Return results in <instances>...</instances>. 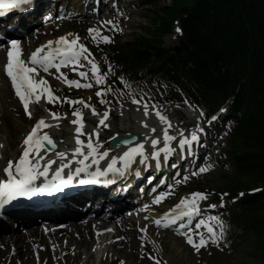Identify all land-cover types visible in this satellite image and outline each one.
I'll list each match as a JSON object with an SVG mask.
<instances>
[{
	"label": "rangeland",
	"instance_id": "374dc122",
	"mask_svg": "<svg viewBox=\"0 0 264 264\" xmlns=\"http://www.w3.org/2000/svg\"><path fill=\"white\" fill-rule=\"evenodd\" d=\"M71 1L73 3V1L77 2L78 0ZM79 1L77 5L80 3L81 5L78 6V12L83 18H79L78 20H83V22L77 24L74 23L77 21L71 19L56 20L35 29L22 42V57L24 59L29 60L32 50L38 46L46 45L47 41L55 42L58 37L71 34L69 38L78 36L79 43L84 44L88 50L86 54L88 55V59L94 61L105 72L104 70L106 68L109 69V65H111L106 59L107 55L109 56L111 53L109 49L106 50V53H100L92 45L93 41H97V44L101 45L100 35L103 31V22L115 20L118 26H120L119 37L115 38L112 44V46L115 45L116 48H119V46L126 42H132L138 37L146 35L147 28L157 26L155 13L159 14L160 9L169 6L172 2V0H162L150 4H142L141 0H121L120 6L115 10L114 19L108 16L92 21L88 20L87 17L91 6H83L81 8L86 0ZM85 15L86 17H84ZM177 27H179V24L176 21L172 24L169 33L161 34L160 37H157L160 40V44L155 48L156 51L147 49L145 54L153 57L156 53L158 54L161 51L169 52L173 47H177L179 38L181 37V32L177 33L175 31ZM89 28L99 29V32L89 35ZM93 36L96 38L93 39ZM87 42L90 45L89 47L86 45ZM51 47H55V43ZM81 59L82 61H79ZM2 60L3 52L0 50V64ZM77 65H82L81 71L86 72L88 79H74L79 81L81 85L88 83L92 87L63 91L65 93H60L59 96L60 105L52 107L50 104H41L31 109V117L20 114L16 104L6 93L5 86L0 77V170L6 161L13 160L17 155H20L23 147H25L22 142L26 137L27 129L36 118L43 117L45 119V122L50 127L45 128L46 130L41 131V133L49 132L58 139V142L62 144L59 153L67 152L70 158H72L73 150L76 147L75 139L77 136L85 142V146L87 142L91 141L95 145H103L104 147L108 138L127 132H135L141 135L144 139L142 143L145 145H150V140L153 138H159L163 142L161 130L167 127V125L161 123L155 114L156 111L160 112L170 121L172 127L169 130L176 127V130H173L175 131L174 136H178V132H191L193 127L186 126L194 125L199 121V115L194 112V109L184 106L178 99L163 107H155V111L151 103L141 97L132 99L139 101V105H134L128 101V98H125V102H117L105 106V103L100 102L101 99L104 100L105 96L101 95L99 98L95 96L96 92L102 89L100 84H96L95 79L92 77L91 64L81 56L77 61ZM70 66L73 67L74 64L70 63ZM126 69L122 72L125 73ZM119 71L121 73V70L116 67L114 72L110 71L112 73L110 76L119 79ZM64 75L70 76L65 72ZM39 76L45 77L48 86L52 89L55 88L57 92L64 90L62 83L50 73L40 71ZM69 78L71 79V76ZM101 84L103 83L101 82ZM132 91L134 92L135 90ZM116 92L117 90L113 89L108 94L116 98ZM133 92H128V95H131ZM68 101H83V103L69 105ZM85 105H90L91 107H88L87 110ZM145 105H149L147 115H145ZM89 108L95 109L96 114H93ZM76 110H79L82 114V125H73L70 122L74 119L72 112ZM105 111L108 112V116L105 119L108 127L100 124V119L103 117ZM53 112L59 114V120L51 118L50 113ZM223 114H226V110L220 113V115ZM144 124H147V127ZM180 125H184L185 127H181ZM77 126H81L83 134H75ZM152 129L156 131L153 132L151 131ZM218 134L212 140L211 148L205 154L204 164L211 165L209 170L194 176L192 173L186 175L188 177L187 180L184 179L185 176L179 179V182H176L170 189L163 191L170 194L165 196L159 203H153L154 198L148 203L150 204L149 206L152 205L153 207L148 206L145 210L133 211L125 216H121L113 222V225L109 228L111 231L107 229L106 231H96L97 228L104 226H101V221H93L89 218V221H92L90 225H87L84 222L85 220L80 224L75 223V225L81 226L87 232L84 234L87 242L86 245L88 246L84 244V238L80 237L79 233L50 232L52 230L43 227V229L39 228V235L37 231L35 237L30 238L25 230L12 231L7 228L2 233V237L4 238L16 235V233L22 234V236L26 235L29 238L25 236V249L22 245L23 239L20 240L21 248L18 255H16L13 246H6L1 241L0 264H25V257H28L29 264H121V262L123 264H155L156 260L160 264H263L259 252L253 248L251 236H247L243 240H234L230 243L225 241V244L223 243V245L218 246L217 244L209 243L207 246L201 247L197 252L186 243L185 236L180 234L183 232L192 235L195 231H199L207 236L203 227L196 229V223L200 219L207 221L209 217L216 215H208V209L220 210L221 212L219 213L224 215V208L228 207L223 198H221V203L218 205L213 203L214 198L217 196V188L225 185L234 173L225 156L229 148V132L224 130ZM104 151H107L105 147ZM29 154L30 156L31 154L34 155L36 151L32 150V153L30 151ZM193 192H203L207 195L206 199L198 201V216L200 214V218L195 221V224L176 233L169 226L163 227L153 223L155 219L162 217L164 213L168 212V209L172 205L177 204L182 197H187ZM208 205H215V207H208ZM210 223L213 225L214 221ZM86 226L89 229H86ZM189 228L193 232H188ZM34 229L36 228L32 230ZM89 230L91 234H88ZM194 239H197V237L194 236ZM33 241H36L35 245ZM152 257H155V260Z\"/></svg>",
	"mask_w": 264,
	"mask_h": 264
},
{
	"label": "trees",
	"instance_id": "16d2710c",
	"mask_svg": "<svg viewBox=\"0 0 264 264\" xmlns=\"http://www.w3.org/2000/svg\"><path fill=\"white\" fill-rule=\"evenodd\" d=\"M155 20L146 35L111 46L109 59L131 72L158 62L157 72H149L139 87L159 102L175 95L207 116L233 98L235 124L225 156L234 173L214 198L217 202L220 195L230 204L215 216L224 225L219 245L251 236L264 264V0H172ZM175 21L181 27L180 52L159 51L154 59L145 54L156 51L157 37L169 33ZM167 82L173 92L161 93ZM213 226L219 234L215 221Z\"/></svg>",
	"mask_w": 264,
	"mask_h": 264
},
{
	"label": "snow or ice",
	"instance_id": "6c2138e0",
	"mask_svg": "<svg viewBox=\"0 0 264 264\" xmlns=\"http://www.w3.org/2000/svg\"><path fill=\"white\" fill-rule=\"evenodd\" d=\"M34 4V0H0V9H19L23 11L26 7H32ZM3 13L0 12V15ZM107 25H113L115 22L113 20H108L103 22ZM177 33L181 32V29L177 27L175 29ZM94 32H99V29H88L89 35H92ZM71 34H67L65 36H60L56 39L55 42L47 41L46 45L38 46L34 51L31 52L29 60L25 61L22 57V49L20 47V42L15 39H11L8 41V46L6 48V63L4 64L3 71L6 77L10 80L11 87L14 90L15 95L19 98L21 104L23 105L25 114L31 117V112L29 111V103L35 100V102H39L41 99V95L43 94L45 98L49 102H56L58 98L54 97L50 87H47V81L40 77L36 79L35 77L39 76V71L42 68L43 71L47 72L49 66H51L54 60L57 57H60L63 60H66L70 63H77L78 59L83 56L85 60H88L89 64H91V73L92 77L95 79L96 84H101L103 81L104 75L100 73V70L97 64L88 59V55L85 53L88 52L87 48L79 43V37L69 38ZM96 37L93 36V39ZM105 43L110 42V38L107 35L100 37ZM55 43V47H51ZM57 71H59V66L57 65ZM75 70V69H73ZM111 70V69H109ZM63 75V74H61ZM79 75L84 77L86 74L84 72H80ZM65 83L69 86L92 87L91 84L85 83L81 85V83L77 80H68L66 77ZM102 95V90H98L96 92V96L100 97ZM101 103H105L103 99L100 101ZM69 105L75 103H83V101H68ZM133 103H139L137 100H133ZM85 107H91L90 105H85ZM153 110L155 108L153 106ZM221 112L224 111L223 108L220 109ZM93 114L95 113V109H92ZM148 114V107L145 105V115ZM158 119L162 124L167 125V127L161 130L163 137V146L157 147L158 144L161 143L159 138L151 139V146L153 148L151 152V158L155 161L158 157H160L161 153H163V159L167 160L168 156L172 154L174 149L170 146L171 142L176 139V136L170 134L169 129L172 127L170 121L162 115L160 112H155ZM51 118L53 120H59L58 113H50ZM72 115L76 117L70 121L73 125H82L81 120V112L79 110L73 111ZM204 113L201 112V116ZM108 116V112L105 111L103 117L100 119V124H103L104 127H108L105 123V119ZM212 120L217 119L214 115L211 117ZM143 123V122H142ZM147 127V124H144ZM50 127L47 124L43 117L38 119L31 131L27 133L26 137L23 140V145L25 146L20 153L18 159L13 162L12 160H8L6 166L0 170L2 174L6 177L5 179H0V207H3L9 204L11 201L15 200L17 197H31L37 193H48L51 194L55 191L61 190L64 186H67L73 182L74 176H80L81 173H85L86 179H80V184L85 183H95L98 182V178L106 177L109 173H118L120 176H124L125 172L130 168V166L139 158L141 163H144L147 159L144 145L142 143H137L132 147L127 148L126 151L118 158L120 161L119 167H114L116 164L117 158L113 157L112 161L107 164V166L103 169L97 167L95 171H87L89 165L85 163L89 158H92L93 164H98L99 160L104 159L107 156V152L96 151V146L91 142L86 143L87 152L86 154L82 151V148L85 144L84 141L79 139V136L75 139L76 147L73 150L72 159H76L77 155L82 156V159L76 161L79 165L75 168L74 171H68L66 174L62 175V170L68 167V163H62L59 167L55 168L54 173H52L51 180L47 179L49 175V166L54 164L55 162L52 160H48L47 163L43 165H37L36 160L39 157L30 156V151L35 150L39 152L40 148L43 146L44 141H48V143H52L49 136L45 133L43 135H37L38 131L41 128ZM76 133L83 134L81 126H77L75 128ZM151 131L155 132V129ZM203 131L199 124L195 125V130L191 132L190 137H186L183 132H178L179 138V146L184 148L185 146L191 145L193 142L199 139L198 133ZM59 156L63 157L64 153H58ZM159 162H157V168H159ZM172 167H176L175 164ZM211 165H202L197 171H193L192 175H197L198 173H204L209 170ZM140 171L137 170L135 175L137 177L140 176ZM40 177H45L43 183L37 184L36 181ZM185 180L188 179L187 176L184 177ZM151 180V177H149ZM163 182V181H161ZM179 182V181H177ZM170 193L161 192L157 195L153 203H159L165 196ZM207 198L206 193L203 192H193L190 193L187 197H182L175 205V214L170 215L168 212L164 213L162 217L157 218L153 221L158 226L168 227L170 223H174L175 221L181 219V217H192L199 213L198 201L204 200ZM147 207V205H145ZM208 207H215V205H208ZM172 211V210H170ZM211 221H215L216 224L220 227L221 231L218 234L215 230V227L210 223ZM183 227V224H181ZM207 233V236L202 234L199 231H195L194 234L190 235L187 233L181 232V235L185 236V241L188 245H190L195 251H199L201 247L207 246L209 243L219 245V240L223 238V221L218 217H209L206 221L205 219H200L196 223V229L202 228ZM188 232H193L191 228L188 229ZM194 236L197 239H194ZM155 260V257H152ZM123 264V262H121ZM155 264H160L158 260L155 261Z\"/></svg>",
	"mask_w": 264,
	"mask_h": 264
},
{
	"label": "bare ground",
	"instance_id": "6f19581e",
	"mask_svg": "<svg viewBox=\"0 0 264 264\" xmlns=\"http://www.w3.org/2000/svg\"><path fill=\"white\" fill-rule=\"evenodd\" d=\"M68 2H71L72 3V1H68ZM67 10L68 11H70V8H67ZM51 13V12H50ZM66 13V12H65ZM73 13V12H72ZM67 14V13H66ZM68 15V14H67ZM53 46V45H52ZM58 58V57H57ZM55 59L56 61L57 60H59L60 61V59ZM66 61V60H65ZM65 61H60V62H63V63H65ZM59 62V63H60ZM86 100V99H85ZM89 103V102H88ZM188 107V106H187ZM191 109V108H190ZM140 143H142V141H140ZM143 144V143H142ZM144 149H145V146H144ZM118 152H121V151H123V150H117ZM59 153V152H58ZM58 153H55V154H50V155H44L43 156V158H42V165L43 164H45L48 160H53L54 158H57V157H60L59 155H58ZM86 153V152H85ZM162 156L164 155L163 153L161 154ZM189 156H190V154H189ZM18 159V157L17 158H13V162H15L16 160ZM4 162V161H3ZM2 162V163H3ZM7 162V161H6ZM142 164H144V163H142ZM174 163H171V165H173ZM175 164H177V163H175ZM139 160H136L135 161V168L136 167H139ZM152 166H154V162H152ZM168 168H170V165H166ZM166 166H164V168H167ZM115 201H116V199H115ZM149 207H153L152 205L151 206H149ZM155 208V207H154ZM168 213L171 215V213H170V210H168ZM90 220H93V218L92 217H88ZM86 219V221H84V222H86L87 223V225H90V223L92 222V221H89V219ZM191 219H192V217H188L185 221H181V222H177V221H179V220H177V221H175L174 223L176 224V227L177 228H175V231L177 230L178 231V229H180L181 228V224H183V226H184V224H187V225H189L190 224V221H191ZM93 221H101V222H104V223H106L107 221L106 220H98L97 218L96 219H94ZM132 222V221H131ZM133 223V222H132ZM126 224V223H125ZM113 225V223H111L110 224V227H99V228H97V230L96 231H102V230H104V231H106V229L108 230V231H111V229H108V228H111V226ZM126 226V225H125ZM89 227V226H88ZM33 228H36V229H34V230H32ZM33 228H31V229H28V230H26L27 231V235H29V237L30 238H33V237H35V235H36V233H37V231H38V235L40 234L39 233V228H41V229H43L42 227H33ZM86 229H89V228H87V226L85 227ZM183 230V229H182ZM181 230V231H182ZM107 231V232H108ZM58 232H66V234H70V233H79L80 234V237L82 236L83 238H84V244L86 245L87 244V242H86V238H85V234L84 233H87V232H85L84 230H83V228L81 227V226H79V225H68V226H66V228L64 229V230H62V231H58ZM55 234V233H54ZM88 234H91L90 233V230H89V232H88ZM26 236V235H25ZM24 235L22 236V234H18V233H16V235H13V236H10V237H6V238H4V237H2V233H0V242L1 241H3V243H5V245L7 246V245H11V246H13V248H14V250L16 251V255H18V253H20V248H21V245H20V240L21 239H23V248L25 249L26 248V244H25V239H26V237H28V236H26L25 237ZM28 237V238H29ZM91 237V236H90ZM82 239V238H81ZM177 240V239H176ZM82 241V240H81ZM91 241V240H90ZM35 242L36 241H33V244L35 245ZM9 243V244H8ZM2 244V243H1ZM83 244V243H82ZM3 246V245H2ZM82 246V245H81ZM86 246H88V245H86ZM116 246V245H115ZM114 246V247H115ZM82 248V247H81ZM27 250V249H26ZM1 256V255H0ZM27 256V255H26ZM5 257V256H4ZM29 260H28V257H25V264H29V262H28ZM1 263V262H0Z\"/></svg>",
	"mask_w": 264,
	"mask_h": 264
},
{
	"label": "water",
	"instance_id": "95a60500",
	"mask_svg": "<svg viewBox=\"0 0 264 264\" xmlns=\"http://www.w3.org/2000/svg\"><path fill=\"white\" fill-rule=\"evenodd\" d=\"M173 50L175 52H179V48L178 47H173ZM52 141V143H48V141H44L43 142V146L41 147V153L37 156L39 157V159H37V164L40 161V157L43 153H53L56 152L58 150V144H56L54 142V140L49 137ZM140 140V137L135 134V133H126L124 135L121 136H114L109 140V147L113 148V147H126V146H130L133 144L138 143Z\"/></svg>",
	"mask_w": 264,
	"mask_h": 264
}]
</instances>
